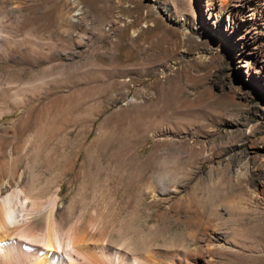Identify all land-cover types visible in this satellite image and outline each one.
I'll return each mask as SVG.
<instances>
[{
  "label": "rangeland",
  "instance_id": "obj_1",
  "mask_svg": "<svg viewBox=\"0 0 264 264\" xmlns=\"http://www.w3.org/2000/svg\"><path fill=\"white\" fill-rule=\"evenodd\" d=\"M0 32V126L36 143L16 152L35 172L75 162L59 206L79 185L83 202L126 204L159 175L145 237L155 212L162 247L206 256L209 235L210 264H264V0H0Z\"/></svg>",
  "mask_w": 264,
  "mask_h": 264
},
{
  "label": "bare ground",
  "instance_id": "obj_2",
  "mask_svg": "<svg viewBox=\"0 0 264 264\" xmlns=\"http://www.w3.org/2000/svg\"><path fill=\"white\" fill-rule=\"evenodd\" d=\"M5 38L0 32V47ZM7 132L0 126V148L8 144L3 153L5 160L0 162V264H188L192 257H205L203 264L213 262L215 238L209 235L206 237V256L202 245H196L192 250L190 242L158 245L160 224L159 218L155 219V212L147 217L150 234L144 236L145 228L139 220L142 221L145 215V196L152 195L151 203L156 206L160 200L157 192L167 191L166 186L161 187L159 175H155L154 184L147 189L141 187L130 194L126 204L108 206L83 202L79 185L75 192L71 190L68 202L59 206L61 188L66 176L73 173L75 162L61 166L47 161L35 172L37 157L30 160L24 151L35 148L36 143L11 140ZM19 147L24 150L22 155H16ZM20 156L25 158L23 168L19 166ZM86 158L85 153L84 160ZM24 173L26 177H23ZM73 174L69 189L73 188L76 179ZM240 192L242 189L234 184L214 190L209 195L205 213L221 216L219 204L226 203V199L236 197ZM193 198L201 205L200 196L194 195ZM115 199L121 200L118 194ZM174 206L180 208L178 202ZM188 212L192 213V210ZM109 215L111 218L105 220ZM194 227L207 229L198 219ZM191 236L196 244L195 233L192 232Z\"/></svg>",
  "mask_w": 264,
  "mask_h": 264
}]
</instances>
